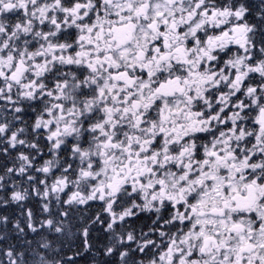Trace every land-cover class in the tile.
Returning <instances> with one entry per match:
<instances>
[{
	"label": "snow or ice",
	"instance_id": "snow-or-ice-1",
	"mask_svg": "<svg viewBox=\"0 0 264 264\" xmlns=\"http://www.w3.org/2000/svg\"><path fill=\"white\" fill-rule=\"evenodd\" d=\"M0 264H264V0H0Z\"/></svg>",
	"mask_w": 264,
	"mask_h": 264
}]
</instances>
